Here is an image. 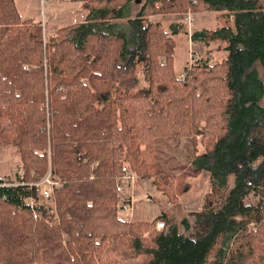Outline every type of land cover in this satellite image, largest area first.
<instances>
[{"label":"trees","instance_id":"obj_1","mask_svg":"<svg viewBox=\"0 0 264 264\" xmlns=\"http://www.w3.org/2000/svg\"><path fill=\"white\" fill-rule=\"evenodd\" d=\"M79 1L84 21L43 41L40 22L0 0V146L17 149L23 182L49 174L58 184L50 206L0 178V264H118L141 255L140 264H264V0H143L134 17L132 0ZM189 11L227 18L190 36L223 46L226 57L197 61L180 77L172 37L149 18ZM166 136L194 146L200 137L191 174L155 176L152 142ZM123 168L153 179L172 204L188 178L207 171L193 224L182 220L180 232L166 212L119 218Z\"/></svg>","mask_w":264,"mask_h":264},{"label":"rangeland","instance_id":"obj_2","mask_svg":"<svg viewBox=\"0 0 264 264\" xmlns=\"http://www.w3.org/2000/svg\"><path fill=\"white\" fill-rule=\"evenodd\" d=\"M142 2L143 0H132L128 17L135 16ZM15 4L22 20L30 19L40 22L43 41L54 35L58 29L82 23L87 15V11L82 8V2L79 0H15ZM183 15V17L182 15L178 17L179 20L174 23H182L190 29L199 26L201 30H215L226 25L225 20L227 19L221 13L214 12L192 13L189 11ZM188 16L191 18L190 22L186 21ZM149 19L152 20L153 17ZM119 22L120 28L124 30L127 19ZM162 22L164 29L171 34L166 22ZM228 23L231 24L230 21ZM193 30L199 31L192 29L191 33H193ZM188 33L186 35L181 33L173 40L175 44L173 65L178 76H183L182 68L184 66H192L197 61L207 60L210 64H215L225 59L226 55L222 51L223 46L218 48L217 44L209 46L197 43L191 44L188 42L191 33ZM70 35L72 36V34ZM198 57H200V60L196 59ZM262 105L264 106V97ZM196 137L195 146L191 137L166 136L155 138L152 142L155 176L191 174L195 170L193 164L194 151L196 150V155L203 152L200 137ZM17 152L14 146H0V178L2 180L6 179L10 183H14L11 181L14 171H21L24 177ZM152 182L153 179H140L135 176L130 180L121 179L119 181L122 188L119 194V207L125 204L121 202L122 199L127 200V204L132 200L131 210L120 209L121 211L118 212L119 218L131 222L151 221L161 213L166 212L180 232H185L181 226V221L186 220L189 226L193 224V214L201 210L205 202V195L210 188L209 173L202 171L196 177L188 178L186 180L188 190L179 196L178 201L174 204L168 202L166 196L159 192ZM232 182L233 177L231 176L228 181L229 188L232 186ZM256 201L257 198L253 195H249L245 200L247 204H254ZM47 203L53 206L52 199L48 200ZM143 260V255L133 259L119 258L118 264H140Z\"/></svg>","mask_w":264,"mask_h":264},{"label":"built area","instance_id":"obj_3","mask_svg":"<svg viewBox=\"0 0 264 264\" xmlns=\"http://www.w3.org/2000/svg\"><path fill=\"white\" fill-rule=\"evenodd\" d=\"M232 20V18H231ZM186 21H191L190 16L186 17ZM123 172H125L124 179H132L133 177L129 176L128 171L123 168ZM15 175V177H14ZM23 178V173L21 171H14L13 178L11 179L12 182H8L6 179L3 180L2 186H28L34 189L35 193L38 195H41L44 197L46 201L52 199V189L54 186H58L57 183L53 182L50 178V175H46L41 181L34 182V183H25L22 180ZM116 190L118 194L121 193V186L118 184L116 187ZM132 208V200L130 201L129 204H123L120 206L121 210H131ZM157 229L162 230L164 228V225L162 222L157 224Z\"/></svg>","mask_w":264,"mask_h":264},{"label":"crops","instance_id":"obj_4","mask_svg":"<svg viewBox=\"0 0 264 264\" xmlns=\"http://www.w3.org/2000/svg\"><path fill=\"white\" fill-rule=\"evenodd\" d=\"M212 14V13H211ZM182 15V17L184 16L183 14H181ZM181 15H162V16H157V17H153V21H158V22H160L161 23V25H162V27H163V29H164V26H163V22L162 21H164V22H166V24H167V26L169 27V29H170V33L171 34H169L165 29V31L168 33V35L169 36H171L172 37V39L174 40V38H177L178 36H179V34H189L188 32H192V29H195V30H201L200 29V27L199 26H195V27H191V29H190V27H186V26H184V25H182V23H174V22H177V20H179L178 19V17H181ZM196 16H198V15H196ZM229 21L231 22V25H232V23H233V21H231L230 19H229ZM119 24H120V22H119ZM124 28H126V26L124 27ZM193 32H194V30H193ZM192 34V33H191ZM191 36V35H190ZM190 36H189V40H188V42L189 43H191L192 44V42H191V40H190ZM197 44H201V43H197ZM204 45V44H203ZM197 60H200V57H198V58H196ZM186 67H188V65H186V66H184L183 68H182V72L184 71V69L186 68ZM182 75H183V73H182ZM122 189V188H121ZM121 202L122 203H125V204H127L128 203V201L127 200H121ZM121 211V210H120Z\"/></svg>","mask_w":264,"mask_h":264},{"label":"bare ground","instance_id":"obj_5","mask_svg":"<svg viewBox=\"0 0 264 264\" xmlns=\"http://www.w3.org/2000/svg\"><path fill=\"white\" fill-rule=\"evenodd\" d=\"M193 18V17H192ZM189 22V21H188Z\"/></svg>","mask_w":264,"mask_h":264}]
</instances>
